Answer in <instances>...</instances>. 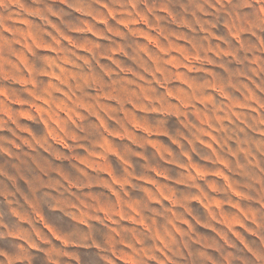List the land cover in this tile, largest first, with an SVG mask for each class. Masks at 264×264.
<instances>
[{
	"label": "rangeland",
	"instance_id": "374dc122",
	"mask_svg": "<svg viewBox=\"0 0 264 264\" xmlns=\"http://www.w3.org/2000/svg\"><path fill=\"white\" fill-rule=\"evenodd\" d=\"M0 264H264V0H0Z\"/></svg>",
	"mask_w": 264,
	"mask_h": 264
}]
</instances>
